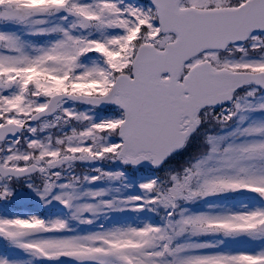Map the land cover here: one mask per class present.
<instances>
[{"label": "snow or ice", "instance_id": "snow-or-ice-1", "mask_svg": "<svg viewBox=\"0 0 264 264\" xmlns=\"http://www.w3.org/2000/svg\"><path fill=\"white\" fill-rule=\"evenodd\" d=\"M0 264H264V0H0Z\"/></svg>", "mask_w": 264, "mask_h": 264}]
</instances>
